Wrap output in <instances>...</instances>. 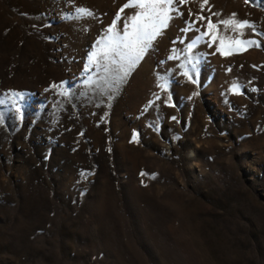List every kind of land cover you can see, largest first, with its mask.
I'll return each instance as SVG.
<instances>
[{
	"label": "rangeland",
	"instance_id": "rangeland-1",
	"mask_svg": "<svg viewBox=\"0 0 264 264\" xmlns=\"http://www.w3.org/2000/svg\"><path fill=\"white\" fill-rule=\"evenodd\" d=\"M126 3L0 0V264H264V0Z\"/></svg>",
	"mask_w": 264,
	"mask_h": 264
},
{
	"label": "snow or ice",
	"instance_id": "snow-or-ice-1",
	"mask_svg": "<svg viewBox=\"0 0 264 264\" xmlns=\"http://www.w3.org/2000/svg\"><path fill=\"white\" fill-rule=\"evenodd\" d=\"M173 0H129V3L123 5L120 11L117 13V19H119L120 13L124 11L125 8H129L132 6H138L140 9H157L161 4H171ZM180 3H186L187 0H179ZM247 2V0H246ZM204 3H207V0H204ZM80 11H85L81 9ZM165 18H167V9L162 10ZM149 13L147 11H141L136 13L133 17H131V32H125L123 38L115 39L113 37L103 38L106 43V54L108 51L118 52V49L122 45L124 49H128L130 54H135L136 60L140 58L143 54L144 48L141 46L143 44V35L146 34L147 25L143 23L144 19L148 17ZM198 19H206L203 16H199ZM218 24H223L226 27H231L233 31H237L238 29H243L245 27H250L248 21H237L235 19V13H233L232 17L227 20H221ZM218 24L213 23L211 18H207V32L204 35H211V40L215 43L218 39L220 41V45L217 48V51L221 52L222 55H232L234 52H242L246 51L249 47L254 44L259 46L258 42L255 40H241V39H233L232 37H223L217 35ZM116 27V22L113 21L112 26L108 29L109 33L113 32ZM127 27V26H126ZM152 36H149L148 39H152ZM100 43V41H98ZM191 47V46H190ZM225 47L228 48L225 51ZM123 55V53H119ZM97 53H93V58ZM135 62V61H134ZM187 75V73H185ZM195 82V81H193ZM234 85V89H235Z\"/></svg>",
	"mask_w": 264,
	"mask_h": 264
}]
</instances>
